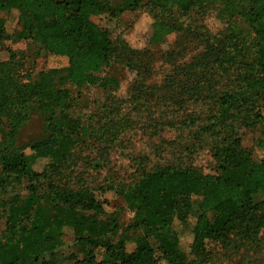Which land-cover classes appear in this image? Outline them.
Returning a JSON list of instances; mask_svg holds the SVG:
<instances>
[{
  "label": "trees",
  "instance_id": "16d2710c",
  "mask_svg": "<svg viewBox=\"0 0 264 264\" xmlns=\"http://www.w3.org/2000/svg\"><path fill=\"white\" fill-rule=\"evenodd\" d=\"M212 1L0 0V12L16 10L20 26L8 34L0 18V40L31 39L47 66L35 80L21 82L14 66L0 63V192L11 182L27 184L21 201L0 202V264H58L66 229L75 249L68 256L73 264H208L219 243L251 246L259 241L264 234V196L257 198L264 194V0H247L239 12L253 51L243 62L237 58L243 46L233 33L209 43L206 32L183 23ZM105 2L118 6L106 8ZM138 9L153 17L150 47L175 31L183 32L186 47L202 40L206 45L189 61L181 60L183 42L165 50L171 69L159 88L144 84L154 52L133 49L121 37L112 39L94 22ZM216 44L212 58L209 51ZM111 60L140 76L132 97L148 111L161 104L186 108L212 102L196 131L209 143L208 167L201 170L192 162L157 166L123 191L102 189L101 195L111 192V200L123 199L133 213L127 223L119 220L118 210H106L111 200H100L88 188L60 184L86 131L71 87L92 82ZM158 89L168 95L154 93ZM143 95H154L156 105L141 102ZM33 112L42 117L44 135L18 146V131ZM242 129L256 135L253 145L259 154L242 146ZM39 160L46 163L36 171ZM192 201L197 203L193 216L188 209Z\"/></svg>",
  "mask_w": 264,
  "mask_h": 264
},
{
  "label": "rangeland",
  "instance_id": "374dc122",
  "mask_svg": "<svg viewBox=\"0 0 264 264\" xmlns=\"http://www.w3.org/2000/svg\"><path fill=\"white\" fill-rule=\"evenodd\" d=\"M104 5L106 8L118 6L116 3L107 2ZM246 6L247 0H215L207 3L201 10L191 12L183 23L195 26L198 32H206L208 41L233 33L237 36L239 46H243L237 51V58L243 62L253 56L252 49L248 48V43L252 41L249 29L239 14ZM167 13L165 12L167 19H174L172 12ZM0 18L4 20L8 34L12 35L20 29L16 10L0 12ZM152 21L153 17L144 9L125 11L110 21L94 19L99 27L108 30L112 39L121 37L133 49L141 50L146 47L154 52L144 84L159 88L171 69V64L165 60L163 52L176 46V42L181 47L184 40L183 32L175 31L150 47L148 39L152 32ZM213 42L215 41L209 43ZM186 44L184 43L182 51V61H189L201 52L202 45L204 48L206 46L204 40L197 43L196 47L193 44L186 47ZM217 45L220 46L216 44L209 51L212 58L217 52ZM243 49L247 50L245 57ZM36 50L31 39L19 40L13 37L0 40V63L14 66L21 82L35 80L40 71L47 69L44 58ZM138 83L140 76L135 70L111 60L93 75L92 82L71 87L75 108L83 116L86 131L81 132L82 141L72 150V165L60 176L61 185L77 190L88 188L100 200H111V192L101 195L102 189L112 186L123 191L142 173L153 171L157 166L192 162L204 170L211 164L209 143L206 137H200L196 132L204 122L207 109L211 108V100L205 106L190 104L186 108H178L161 104L148 111L144 105L133 101L132 96ZM154 93L163 97L168 95L163 89ZM154 99V95H143L141 102L147 104V100H151L149 102L155 106ZM188 114L192 118L188 119ZM43 125L42 117L38 113L30 114L28 121L18 131L17 145L24 146L41 138L44 135ZM240 136L243 147L259 154L260 151L253 145L256 136L254 133L242 129ZM45 163L46 160L37 161L33 166L34 170H42ZM26 185L25 180L11 182L4 192H0V202L11 198L21 201L27 193ZM263 196L260 193L257 198L262 199ZM104 205L108 211L118 210V218L122 222L127 223L133 216L125 208L121 197ZM188 209L192 216L196 215V201L190 202ZM3 228L4 219L0 213V230ZM64 242L65 245L57 255L61 257L58 264H73L68 259L70 253L75 252L71 247L72 235L68 229L65 230ZM78 255L80 258L81 255ZM208 264H264V234L251 246H237L234 241L217 244L214 257Z\"/></svg>",
  "mask_w": 264,
  "mask_h": 264
}]
</instances>
